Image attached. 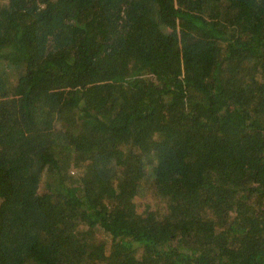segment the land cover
I'll return each mask as SVG.
<instances>
[{"label":"trees","instance_id":"obj_1","mask_svg":"<svg viewBox=\"0 0 264 264\" xmlns=\"http://www.w3.org/2000/svg\"><path fill=\"white\" fill-rule=\"evenodd\" d=\"M0 264H264V0H0Z\"/></svg>","mask_w":264,"mask_h":264},{"label":"rangeland","instance_id":"obj_2","mask_svg":"<svg viewBox=\"0 0 264 264\" xmlns=\"http://www.w3.org/2000/svg\"><path fill=\"white\" fill-rule=\"evenodd\" d=\"M104 89H106V87L104 88ZM153 195L152 194H146V193H144L143 195H142V197H140V198H138V206H139V204L140 205H142L143 204V202L145 203V202H151L152 200H151V198H153L152 197ZM139 197V196H138ZM139 209H143L142 208V206L141 207H138ZM75 227H91L90 225H88V224H82L81 222H79V223H77L76 225H75ZM97 237H99V238H107V237H105V236H100V233L97 235Z\"/></svg>","mask_w":264,"mask_h":264}]
</instances>
